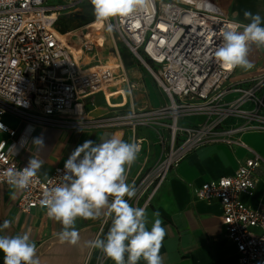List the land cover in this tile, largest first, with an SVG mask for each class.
Here are the masks:
<instances>
[{
  "label": "built area",
  "instance_id": "obj_1",
  "mask_svg": "<svg viewBox=\"0 0 264 264\" xmlns=\"http://www.w3.org/2000/svg\"><path fill=\"white\" fill-rule=\"evenodd\" d=\"M66 13L88 25L101 21L103 38L122 42L149 71L160 93L162 106L152 111L163 117L153 120L169 121V151L155 168L135 177L134 207L146 208L170 168L191 151L208 144L240 146L249 157L232 174L195 186L193 194L220 204L221 230L234 246V264H264V206L242 201V195L253 194L256 168L263 163L242 135L264 132V69L237 77L239 67L228 70L216 61L221 31L237 22L220 10L217 0H144L132 14L109 21L95 17L90 0H0V185H8L4 173L9 167L23 169L29 162L20 163L13 155L14 142L9 140L16 130L4 122L5 115L20 122L91 127H136L150 121L127 120L136 113H122L125 106H107L106 114L90 116L92 96L101 94L105 101L104 91L124 79L115 74L119 67L110 69L100 60L93 69L82 70L81 59L57 35L58 19ZM82 47L88 51V44ZM117 91L115 95H123ZM191 116L200 119L182 123ZM231 118L242 121L226 123ZM64 171L56 167L46 178L37 175L20 191L18 210L42 208L44 191L58 186Z\"/></svg>",
  "mask_w": 264,
  "mask_h": 264
},
{
  "label": "crops",
  "instance_id": "obj_2",
  "mask_svg": "<svg viewBox=\"0 0 264 264\" xmlns=\"http://www.w3.org/2000/svg\"><path fill=\"white\" fill-rule=\"evenodd\" d=\"M217 2L220 5L223 4L229 17L237 22H250L244 19L245 11L258 13L264 17V0H217ZM76 58L82 60V58ZM249 59L253 67L247 70L239 68L237 77L264 69V49L253 47ZM81 62V64L88 63L84 60ZM105 65L110 69L122 66V64ZM94 67H87V69ZM115 84L116 82L112 86ZM114 91L116 90L104 91L108 106H126L129 97L115 95ZM119 91L121 90L117 92ZM158 94L161 99L159 91ZM92 100L95 108L91 110L90 116H99L108 112L109 108L105 106L101 94L92 96ZM104 106L107 110H103ZM3 119L8 126L16 130L15 137L13 140L10 139L9 143L14 142L12 153L17 161L25 163L32 157L44 161L42 169L37 174L41 178L48 177L56 167H64L71 153L85 140L99 143L100 137L105 133L115 134L125 142H136V139L140 141L138 144L141 146V151L137 160L127 171V183L134 184L135 177L146 171L153 159L152 147L146 132L136 127L46 125L20 122L11 115H5ZM241 121L242 119L231 118L226 123L234 124ZM41 136L44 146L37 150L33 141ZM242 139L263 159V163L256 168L257 182L253 194L242 195V201L254 208L259 205L264 206V132L249 130L243 133ZM160 154L161 148L157 155L160 156ZM248 157L249 153L240 146L208 144L191 151L170 168L145 208L150 221L149 230L154 220L152 216L154 211L160 212L162 226L166 229V236L160 250L163 264H234V246L221 230L220 204L217 201L205 202L197 199L193 194V188L207 180L232 174ZM44 173H47L46 177ZM13 191L10 185H0V225L5 220L12 222L9 228L0 232V235H15L30 231V238L37 245L40 264H114L99 249L90 247L88 243L95 239H102L107 234L111 226L110 217L102 215L96 220L77 218L75 227L79 232L78 243L76 245L61 243L56 233L62 230V224L49 219L44 208L37 207L28 212L18 210L16 202L20 191L16 193L15 199L11 195ZM125 199L128 198L125 197ZM129 203L134 206L133 198L129 200ZM3 259V253H0V264H3ZM137 264H147V262L141 259Z\"/></svg>",
  "mask_w": 264,
  "mask_h": 264
},
{
  "label": "clouds",
  "instance_id": "obj_3",
  "mask_svg": "<svg viewBox=\"0 0 264 264\" xmlns=\"http://www.w3.org/2000/svg\"><path fill=\"white\" fill-rule=\"evenodd\" d=\"M90 3L98 20L109 21L132 14L144 0H90ZM243 15L250 22L229 23L221 31V41L214 51L216 61L228 70L251 69L252 46L264 47V17L250 11ZM107 30H112L111 23L107 24ZM3 129L4 125L0 124V130ZM33 143L37 150L44 146L42 136L35 138ZM140 151V144L125 142L109 133L101 136L99 143L85 140L75 148L64 164L61 183L44 191L40 200L46 216L62 224V230L56 233L61 243H78L77 218L96 220L107 215L111 219L107 234L102 239L89 241L90 247L99 249L114 264H137L141 259L147 264H163L160 250L166 229L162 226L160 212L152 213L154 220L149 230L146 209L129 203L137 189L134 184L127 183V171ZM43 164L42 159L32 157L23 169L13 166L5 171L6 181L14 189L13 199L17 192L30 187ZM44 175L46 177L47 173ZM11 223L5 220L0 232ZM0 253H3V264H40L30 231L0 235Z\"/></svg>",
  "mask_w": 264,
  "mask_h": 264
},
{
  "label": "rangeland",
  "instance_id": "obj_4",
  "mask_svg": "<svg viewBox=\"0 0 264 264\" xmlns=\"http://www.w3.org/2000/svg\"><path fill=\"white\" fill-rule=\"evenodd\" d=\"M58 25L65 31L62 33L65 34L63 39H69L70 44L68 45H70L72 51L74 50L75 56L82 58L85 63L88 62L81 65H85L86 68L94 67L97 64V60L110 65L122 64L116 69L115 74L120 77L118 79H124V81L120 85H118L119 82L116 83L115 87L110 89L122 90L124 87L129 101L122 113L129 114L130 109H133L136 114L147 113L162 106L157 87L149 71L140 61L134 58L122 42L116 41L114 44L107 36L105 38L102 37L103 33L100 31L101 22L88 25L83 19H78L77 15L66 13L59 17ZM84 43L93 44L90 50L85 51V54L82 47ZM133 84H136L135 89L131 88ZM105 106H107L106 102ZM105 106L103 110H107ZM196 119L200 118L191 116L182 118V121L193 123L196 122ZM157 122H161L163 125H159ZM168 122L166 119L150 120L147 124L136 126V129L146 132L152 147L153 154H151V157L153 159L148 169L155 168L167 156L170 144V131L165 125ZM160 148L161 154L158 156ZM157 156L158 158H156Z\"/></svg>",
  "mask_w": 264,
  "mask_h": 264
},
{
  "label": "bare ground",
  "instance_id": "obj_5",
  "mask_svg": "<svg viewBox=\"0 0 264 264\" xmlns=\"http://www.w3.org/2000/svg\"><path fill=\"white\" fill-rule=\"evenodd\" d=\"M219 8H220V10H224V11H226V9H225V7H223V4H219ZM96 22H101V21H96ZM95 23V22H94ZM101 24H102V22H101ZM57 35H58V37L62 40V42L64 43V44H66L67 46H68V48H69V50H70V52H71V54L74 56V52L72 51V49L70 48V45H68V44H70L69 42H67V38H66V40H64L63 39V37L65 36V34H62V33H57ZM73 46H75V45H73ZM91 49V46L88 44V50H90ZM85 52V51H84ZM74 58L76 59V60H78L75 56H74ZM84 69H87V68H83L82 70H84ZM116 83H118V82H116ZM120 83V82H119ZM122 91V94L125 96V97H127V94H126V92H125V90H121ZM105 96V95H104ZM105 100H106V98H105ZM107 106H108V104H107ZM163 117V115H161V113L159 112V111H152V112H147V113H141V114H135V115H133V116H130V118L129 119H127V120H141V121H149V120H153V119H158V118H162ZM169 161H170V159H168V160H166L163 164H162V167H166V165L169 163Z\"/></svg>",
  "mask_w": 264,
  "mask_h": 264
},
{
  "label": "trees",
  "instance_id": "obj_6",
  "mask_svg": "<svg viewBox=\"0 0 264 264\" xmlns=\"http://www.w3.org/2000/svg\"><path fill=\"white\" fill-rule=\"evenodd\" d=\"M57 31L60 32V33H64L65 32L59 25L57 26Z\"/></svg>",
  "mask_w": 264,
  "mask_h": 264
}]
</instances>
